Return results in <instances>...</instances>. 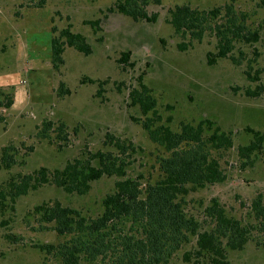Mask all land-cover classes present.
<instances>
[{
	"label": "rangeland",
	"instance_id": "1",
	"mask_svg": "<svg viewBox=\"0 0 264 264\" xmlns=\"http://www.w3.org/2000/svg\"><path fill=\"white\" fill-rule=\"evenodd\" d=\"M116 1L0 0V160L5 146L16 147V163L10 169L0 164V185L12 175L61 168L89 151L106 149L108 133L127 137L139 147L128 174L141 176L143 184L154 182L165 151L143 125L156 117L148 99L141 107L131 96L133 90H142V78L145 97L149 94L156 102L157 125L178 131L182 122L210 119L232 132L233 147L220 154L225 180L190 192L185 197L188 213L203 221L205 208L218 198L231 216L254 222L251 203L264 194V148L252 155L250 165H245L238 148L251 140L247 127L264 130V90L256 97L247 93L264 88V0H162L147 6L150 15H157L150 22L110 11ZM183 4L200 9L231 4L249 29L259 31L260 39L240 45L244 55L237 50L236 56L241 65L229 58L210 65L207 54L216 51V39L210 34L202 41L182 37L168 23L169 9ZM93 20L100 21L98 28L89 24ZM69 25L87 37L92 53L66 46L64 62L55 69L53 37ZM182 43L188 45L184 50ZM124 51L131 52L130 58L120 63ZM62 82L69 93H62ZM9 98L12 103L7 106ZM48 120L54 122L51 135L41 138ZM60 123L66 125L65 139L56 129ZM118 179L104 176L83 195L46 184L20 196L13 208L9 205L0 214V264H60L39 246L68 237L60 236L53 223L42 222L33 209L58 199L95 218ZM123 226L130 229V224ZM190 248L184 247L167 264H200L183 261V252ZM228 257L233 264H264V236L254 234L243 250L228 249ZM81 264L101 262L83 259Z\"/></svg>",
	"mask_w": 264,
	"mask_h": 264
},
{
	"label": "trees",
	"instance_id": "2",
	"mask_svg": "<svg viewBox=\"0 0 264 264\" xmlns=\"http://www.w3.org/2000/svg\"><path fill=\"white\" fill-rule=\"evenodd\" d=\"M162 0H117L110 11H116L132 19L155 21L157 15H150L147 6L160 4ZM99 20L89 21L95 28ZM168 23L174 32L182 37L202 41L210 34L216 39V51L207 54L208 64L218 59L229 58L236 65L244 55L242 44L258 42L260 33L246 26L244 16L237 15L233 5L216 6L209 9L192 7L189 4L176 5L168 11ZM56 33V27L53 28ZM89 55L92 47L87 37L74 32L71 26L54 35L52 42V65L58 69L63 64L65 47ZM188 45L179 44L180 49ZM131 52L121 54L120 63L128 62ZM257 54V53H256ZM140 78L141 89L131 92L134 103L154 109V118L144 122L152 141L164 148L165 156L158 161L159 177L154 182L143 184L141 176L128 174L132 157L138 146L127 137L108 133L104 144L106 149L89 151L86 155L69 160L63 167L49 169L40 167L31 173L12 175L0 185V214L17 199L51 184L67 193L86 194L92 183L104 176H115L112 192L103 199V211L95 218L84 216L78 209L64 205L60 200L46 201L33 209L34 215L42 222L53 223V229L60 236L68 238L58 244H41L39 247L48 256H54L60 264H81L82 260L101 264H167L184 247L186 263L233 264L228 249L243 250L253 240L254 234L264 236V194L259 193L251 203L254 222H244L231 216L218 198H213L204 210L203 221L188 213L185 197L192 191L220 183L226 178L220 154L234 145L231 131H225L210 119L199 123L182 122L175 131L168 124H156L160 116L155 110V100L145 97L147 86ZM90 82H95L88 79ZM103 82H99L101 85ZM62 93H69L64 83ZM263 87L247 93L261 95ZM12 100L9 98L7 106ZM2 118L0 117V122ZM171 122V118H168ZM54 122L48 120L40 133L41 138L50 137ZM64 123L57 126L59 137H65ZM251 135L248 144L238 148L245 165L254 162L256 155L264 148V130L247 127ZM15 146L2 149L0 164L10 169L15 163ZM125 224L130 229L125 230ZM23 264V263H17Z\"/></svg>",
	"mask_w": 264,
	"mask_h": 264
}]
</instances>
